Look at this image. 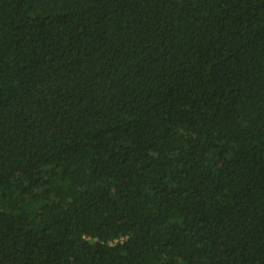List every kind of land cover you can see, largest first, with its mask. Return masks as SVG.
<instances>
[{"label": "trees", "instance_id": "16d2710c", "mask_svg": "<svg viewBox=\"0 0 264 264\" xmlns=\"http://www.w3.org/2000/svg\"><path fill=\"white\" fill-rule=\"evenodd\" d=\"M0 264H264V0H0Z\"/></svg>", "mask_w": 264, "mask_h": 264}]
</instances>
